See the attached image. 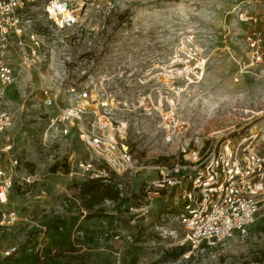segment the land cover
Instances as JSON below:
<instances>
[{"label": "rangeland", "instance_id": "obj_1", "mask_svg": "<svg viewBox=\"0 0 264 264\" xmlns=\"http://www.w3.org/2000/svg\"><path fill=\"white\" fill-rule=\"evenodd\" d=\"M44 2L35 11L41 31ZM253 31L264 35V0H88L77 26L45 39L39 69L10 53L16 73L6 93L14 118L7 135L19 164L0 214L15 211L18 221L0 232L2 249L25 243L33 231L43 247V223L64 200L61 215L80 212L77 183L88 177L79 161L91 153L76 127L67 137L48 132L58 107L42 103V90L64 80L93 88L85 123L107 117L135 161L118 174L104 164L125 201L107 200L83 222L96 239L78 264H240L260 256L264 207L247 233L194 249L177 219L179 191L153 184L158 167L186 161V149L203 152L239 131L264 133V55L253 61Z\"/></svg>", "mask_w": 264, "mask_h": 264}, {"label": "built area", "instance_id": "obj_2", "mask_svg": "<svg viewBox=\"0 0 264 264\" xmlns=\"http://www.w3.org/2000/svg\"><path fill=\"white\" fill-rule=\"evenodd\" d=\"M39 1L0 0L1 204L8 201L19 164L14 144L7 135L14 118L6 106V93L16 73L8 61L9 54L14 51L27 67L39 69L45 39L55 35L59 29L77 26L83 8L88 5V0H45L41 14L44 27L41 31L35 17ZM263 41L264 35L260 31H253L248 36L253 61H261L264 55ZM42 95L44 106L58 107V113L49 119L48 132L67 137L76 127L80 140L90 151L89 159L79 161V166L89 179L104 178L109 181L110 175L105 172L104 164L117 174L135 168L129 146L115 139L110 132L113 123L107 117L100 118L98 123H85L84 117L90 112V103L97 98L93 88L77 83L67 85L64 80H57L45 87ZM263 145L264 133L259 130L239 131L236 136L224 137L219 145L203 152L200 149L184 150L186 161L158 167L159 177L153 184L160 189L171 187L179 191L182 204L177 219L184 228V241L189 242L192 248L200 249L235 234H245L255 223L257 214L264 207ZM122 186L120 183V190ZM44 196L42 192L37 195V200ZM66 207L68 203L64 200L57 214L63 213ZM17 221L15 211L2 212L0 232L10 230ZM41 236L44 237L45 233ZM21 245L2 249L0 244V260L10 259L2 264H14ZM41 247L37 246L36 250Z\"/></svg>", "mask_w": 264, "mask_h": 264}, {"label": "trees", "instance_id": "obj_3", "mask_svg": "<svg viewBox=\"0 0 264 264\" xmlns=\"http://www.w3.org/2000/svg\"><path fill=\"white\" fill-rule=\"evenodd\" d=\"M77 189L80 212L48 217L43 223L46 235L43 247L36 250L37 241L31 235H38L39 231H33L21 245L14 264H78L82 260V248L96 239V231L90 230L83 222L101 214L100 206L105 201L123 203L125 198L121 196L115 175L109 181L104 178L82 180L77 183ZM9 260H0V264ZM240 264H264V251L254 261Z\"/></svg>", "mask_w": 264, "mask_h": 264}]
</instances>
